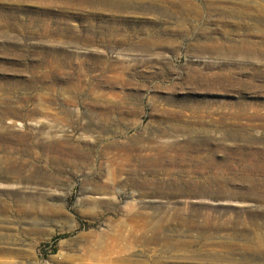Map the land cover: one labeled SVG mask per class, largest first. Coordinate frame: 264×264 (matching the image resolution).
Wrapping results in <instances>:
<instances>
[{"label": "rangeland", "instance_id": "rangeland-1", "mask_svg": "<svg viewBox=\"0 0 264 264\" xmlns=\"http://www.w3.org/2000/svg\"><path fill=\"white\" fill-rule=\"evenodd\" d=\"M121 1L0 0V264H264V0Z\"/></svg>", "mask_w": 264, "mask_h": 264}, {"label": "bare ground", "instance_id": "bare-ground-1", "mask_svg": "<svg viewBox=\"0 0 264 264\" xmlns=\"http://www.w3.org/2000/svg\"><path fill=\"white\" fill-rule=\"evenodd\" d=\"M48 1V3H50L51 1H55V0H46ZM63 2H67V3H71V2H75V3H90V4H104V5H111L112 8H115L117 10H121L123 8H126L125 6L122 5V1L121 0H60ZM109 29V28H107ZM61 144V142H50L48 143V146L52 149L57 148L59 145Z\"/></svg>", "mask_w": 264, "mask_h": 264}]
</instances>
